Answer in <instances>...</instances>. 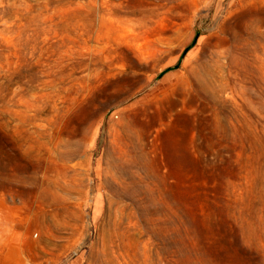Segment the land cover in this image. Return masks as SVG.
Listing matches in <instances>:
<instances>
[{
    "label": "rangeland",
    "instance_id": "1",
    "mask_svg": "<svg viewBox=\"0 0 264 264\" xmlns=\"http://www.w3.org/2000/svg\"><path fill=\"white\" fill-rule=\"evenodd\" d=\"M0 264H264V0H0Z\"/></svg>",
    "mask_w": 264,
    "mask_h": 264
}]
</instances>
